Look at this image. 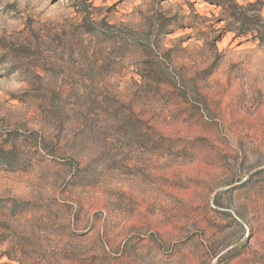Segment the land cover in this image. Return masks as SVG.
Returning <instances> with one entry per match:
<instances>
[{
  "label": "rangeland",
  "instance_id": "obj_1",
  "mask_svg": "<svg viewBox=\"0 0 264 264\" xmlns=\"http://www.w3.org/2000/svg\"><path fill=\"white\" fill-rule=\"evenodd\" d=\"M0 264H264V0H0Z\"/></svg>",
  "mask_w": 264,
  "mask_h": 264
},
{
  "label": "trees",
  "instance_id": "obj_2",
  "mask_svg": "<svg viewBox=\"0 0 264 264\" xmlns=\"http://www.w3.org/2000/svg\"><path fill=\"white\" fill-rule=\"evenodd\" d=\"M256 36V35H255Z\"/></svg>",
  "mask_w": 264,
  "mask_h": 264
}]
</instances>
